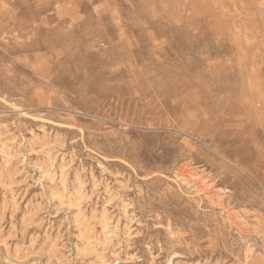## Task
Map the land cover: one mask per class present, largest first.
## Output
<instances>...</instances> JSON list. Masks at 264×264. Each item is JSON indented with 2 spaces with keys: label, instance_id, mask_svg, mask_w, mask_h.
<instances>
[{
  "label": "rangeland",
  "instance_id": "obj_1",
  "mask_svg": "<svg viewBox=\"0 0 264 264\" xmlns=\"http://www.w3.org/2000/svg\"><path fill=\"white\" fill-rule=\"evenodd\" d=\"M0 264H264V0H0Z\"/></svg>",
  "mask_w": 264,
  "mask_h": 264
}]
</instances>
